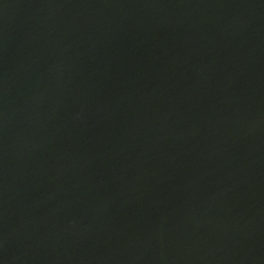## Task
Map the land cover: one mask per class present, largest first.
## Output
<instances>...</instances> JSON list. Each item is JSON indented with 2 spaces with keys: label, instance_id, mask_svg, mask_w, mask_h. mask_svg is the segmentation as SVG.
<instances>
[{
  "label": "water",
  "instance_id": "1",
  "mask_svg": "<svg viewBox=\"0 0 264 264\" xmlns=\"http://www.w3.org/2000/svg\"><path fill=\"white\" fill-rule=\"evenodd\" d=\"M0 264H264V0H0Z\"/></svg>",
  "mask_w": 264,
  "mask_h": 264
}]
</instances>
